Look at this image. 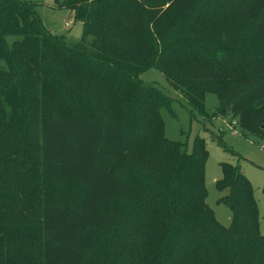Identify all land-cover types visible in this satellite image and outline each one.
Here are the masks:
<instances>
[{
	"label": "trees",
	"instance_id": "1",
	"mask_svg": "<svg viewBox=\"0 0 264 264\" xmlns=\"http://www.w3.org/2000/svg\"><path fill=\"white\" fill-rule=\"evenodd\" d=\"M54 1L83 24L79 42L53 35L33 0H0V60L8 69L0 68V264H100L91 252L104 209L121 192L127 142L144 124L142 131L158 142L155 156L167 163L150 161L154 177L145 181L148 194L124 221L133 229L143 225L145 247L125 252L142 253L145 264L153 254L159 255L157 264H264L252 184L238 166L221 165L216 188L227 194L219 203L231 212L230 225H222L207 203L203 140H196L191 153L186 145L169 141L160 114L168 100L139 78L152 67L161 70L173 89L204 114L206 94H215L219 106L214 117H238L241 130L263 143V57L246 51L234 58L214 42L189 48L177 42L182 49L171 51L163 43V56L155 60L158 47L148 42L149 36L133 39L132 32L120 27L125 16L136 22L132 14L139 10L138 0ZM197 1L176 7L168 30L185 21L184 35H197L203 29L192 16ZM241 1L247 2V16L264 14V0ZM82 78L115 85L117 119L77 116L79 102L65 104L66 90ZM143 114L145 120L136 122ZM37 125L39 146L32 136ZM51 167L59 179L81 184L79 206L50 202ZM9 212L21 217L12 218Z\"/></svg>",
	"mask_w": 264,
	"mask_h": 264
},
{
	"label": "rangeland",
	"instance_id": "2",
	"mask_svg": "<svg viewBox=\"0 0 264 264\" xmlns=\"http://www.w3.org/2000/svg\"><path fill=\"white\" fill-rule=\"evenodd\" d=\"M33 1L36 3V11L43 25L53 35L64 36L70 43L80 41L83 24L75 20L73 12L56 8L54 0ZM185 1L138 0L139 10L132 14L136 22L125 16L121 20L120 27L124 31L132 32L133 39L137 37L142 40L149 36L148 42L151 44L152 41L154 47L156 45L158 47L155 60L163 56L159 50V46L163 43H168L169 49L173 51L177 48L182 49L177 42L185 43L187 48L194 43L214 42L226 54L233 52L234 58L243 57V53L249 51L260 54L263 57L261 64L264 63V14L257 17L247 16L246 7H244L247 2L241 0H198L192 16H197L198 23L203 29H198L197 35L189 34V36L184 35L188 29L185 21L178 26L177 30H168V22L174 9L183 5ZM133 9L130 6L129 10ZM127 26L130 30L125 28ZM0 68L8 70L3 60H0ZM128 76L126 73L124 79ZM139 78L143 84L154 87L168 100V107L161 108L160 114L164 123V134L169 141L186 145L188 152L191 153L196 140L198 138L203 140L208 153L205 165L207 203L213 209L216 219L226 227L231 223L230 210L224 204L219 203V199L227 192L218 191L216 188V182L222 177L221 165L238 166L254 188V198L260 214V233L264 236V148H261L263 140L252 132L241 130L238 124L239 118L233 117L234 115L228 118L214 117L219 106V99L215 94H206L204 101L206 114H204L193 109L182 94L173 89L161 70L152 67L142 72ZM104 82L101 84V82H92L82 78L76 87L66 90L65 104L69 102L72 105L73 102H79L76 108L77 116L101 122L117 119L119 112L117 99L114 98L115 85L106 80ZM72 92L77 94L78 101H75ZM139 92L143 93V91ZM39 96L49 99L45 93L44 95L40 93ZM63 109H65L64 106ZM142 120H145L144 114L141 118H137L136 122ZM39 127L37 125L36 130L32 131V136L35 135V143L38 146L41 141ZM144 128L145 124L133 133L127 142L124 172L120 176L121 192L117 199L104 209L96 246L91 252L100 264H145V261L141 262L142 253L129 256L128 252H125L127 249L130 251V248H134L135 251L139 248L144 249L143 225L135 226L133 229L128 227L124 221L126 214L135 206L142 204L141 202L148 194L145 181L154 177L152 172L154 167L150 161L153 160L163 166L167 160H162L160 157L158 159L155 156L158 142L151 139L145 130L142 131ZM49 173L52 184L51 191L48 193L50 202L79 206L81 184L77 181L59 179L54 167L49 169ZM8 216L21 217L20 213L11 212ZM163 229L167 230L165 227ZM158 257L159 255L153 254L152 258L147 259L148 263L157 264ZM120 259L124 263L119 262Z\"/></svg>",
	"mask_w": 264,
	"mask_h": 264
},
{
	"label": "built area",
	"instance_id": "3",
	"mask_svg": "<svg viewBox=\"0 0 264 264\" xmlns=\"http://www.w3.org/2000/svg\"><path fill=\"white\" fill-rule=\"evenodd\" d=\"M261 148H264V142L262 143Z\"/></svg>",
	"mask_w": 264,
	"mask_h": 264
}]
</instances>
